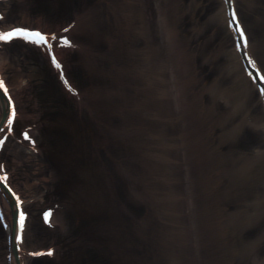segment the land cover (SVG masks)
<instances>
[{"label": "rangeland", "instance_id": "374dc122", "mask_svg": "<svg viewBox=\"0 0 264 264\" xmlns=\"http://www.w3.org/2000/svg\"><path fill=\"white\" fill-rule=\"evenodd\" d=\"M57 1H62V6ZM75 1L12 0L8 8L6 4H0V9L13 24L40 23L39 26L44 25L48 30H59L74 16L77 24L81 17V20H85L82 27L73 32L80 35L81 40L88 38L87 42L90 43L86 44L82 40L86 44L83 48L75 47L73 55L63 57L65 61L70 60L67 73L82 94L78 100L86 102L83 107L67 95L63 97L57 93L62 90L69 94L63 89L57 72L46 69L40 75V70H35V66L27 59H22L21 64H18L23 66V73L29 71L32 80L36 76L48 79L46 84H41L46 87V92L51 93L52 102L54 98H59L66 105L70 102L78 110L82 108L87 111L86 114L94 113L97 116L92 117L95 123L85 125L89 133L85 140L92 141L91 144H83L87 151L85 161L81 159L80 162L86 164L81 166L77 158L70 159L71 163H77L75 169L78 165L84 178V184L81 183L83 187H77L80 191L75 194L77 199L72 198L71 191L66 201H58L55 190L59 188L60 191L62 186L67 185L73 187L76 179L70 180L64 171L58 174L59 183L55 181L56 172L52 178H43L47 174L44 168H36V164H40L39 161L35 162L37 155L31 158L27 156L28 164L23 163L21 172H17L21 174L13 176L21 190L27 187L29 191L38 193V187L45 188L49 199L59 203L57 210L60 213L56 216L58 223L52 235L59 233L65 239L59 245L56 244L54 260L40 261L38 264H264V216H256L257 210L264 213V208H260L264 206V142H260L263 143V147H260L257 144L258 136L253 132L255 125L264 120V115L259 110L256 91L248 100V87L235 81L238 75L232 70L233 56L225 61L226 65L221 63L218 66L217 61L221 59L222 62L226 53L225 31L221 29L226 26L220 23L221 18L214 16L218 10L223 16L220 0L217 3L216 0H207V3L204 2L206 6L202 0H145V3L142 0H127L133 1L135 5L134 31L143 33L133 37L132 41L129 40L131 33L127 31L125 22H120L117 15L111 21L101 17L87 22L85 10L88 9L89 13H93L92 8L97 9L94 12L101 10L99 6L102 5L98 4L97 8L94 4L99 3V0ZM127 1L105 0L107 5L105 8L102 6V11L108 13V10L118 9L120 3H123L124 8L126 3L129 4ZM239 1L240 4L249 2ZM259 4L260 1L256 4L258 12L261 8ZM12 7L15 8L14 12L11 11ZM165 13L167 19H171L170 25H164L162 14ZM259 15L257 20L253 18L254 26L260 24L264 27V21L259 20L263 19V15ZM144 16L146 22L142 20ZM245 21L250 27L246 16ZM144 22L148 27L143 31L142 28L138 30ZM181 25L186 30L180 29ZM174 26L180 31H188L187 36L174 37ZM216 28L223 40L221 46L224 50L219 53L223 57L215 53L218 42L211 41L213 37H208L209 40L205 37L206 33L209 35ZM83 31L87 33L86 36L82 35ZM261 35L256 37L257 41L253 40L259 45L261 43L256 53L264 65V55L260 54L264 46V36ZM104 41L110 46L109 54L102 51L105 48ZM194 41L196 48L192 44ZM15 46L16 43L8 52L18 49V53H25ZM229 48L231 51L233 46ZM149 56L152 61L148 62L146 75L145 69L143 72L140 69L145 63L144 59L148 60ZM103 59L109 63L102 62ZM89 63L90 66L99 65L100 71H103L101 73L105 74V81L102 78L104 74L95 75V69ZM154 64L160 67L158 71ZM204 67H212L209 74L204 71ZM160 69L166 73L164 81L153 79V84H150L148 80L153 75L159 76ZM217 75H221L222 79ZM11 76L16 84L19 75ZM185 76L189 82L194 79L187 83ZM227 90L228 94L234 96L232 104L225 101ZM107 97L110 105L107 104ZM170 98L173 102L179 101L180 108L170 107ZM238 98L241 101L244 98V101L239 104L236 101ZM128 99L131 103L126 105ZM34 100L37 101L38 96H34ZM251 104L255 105L253 110L259 114L258 121H243V130L238 128L231 132L230 126L237 120L233 117L234 113H239L240 119ZM200 109L204 118L199 115ZM130 128L134 130V137L128 134ZM257 132L262 134L261 130L257 129ZM238 137H242V145H236ZM42 147L44 149L45 144ZM132 156L137 158L133 159ZM138 156L141 157L139 160ZM15 166L18 167V164L15 163ZM131 175H134V180ZM180 176L188 177L193 185L186 189L185 185L188 184L180 181ZM197 179L199 181L194 182ZM198 182L203 188L202 193L197 195L194 193V183ZM125 186L135 190L136 196L130 193L132 190L125 193ZM103 187L110 188L108 196ZM188 192L189 195L186 194ZM123 198H127L129 203L133 202L136 210L131 208L130 211L125 203H121ZM259 200L262 202L259 203ZM44 201L47 200L39 198L29 202L28 206L41 210L43 207L40 205ZM78 201L83 202L82 208L88 213L76 214L72 218V205ZM109 201L114 208L112 226L106 222L110 221L109 218H95L89 213V209L96 205H101L98 214L99 211L108 212L105 202ZM141 207H144L143 211ZM252 214L253 218H250ZM159 226H162V230L156 234V227ZM35 227L34 232L37 231ZM29 230L32 231L30 227ZM36 239V245L51 243L45 236L42 243H38L40 240L35 236L32 240ZM139 239L143 244L141 247ZM134 240L136 247L132 248ZM123 242L128 245H122Z\"/></svg>", "mask_w": 264, "mask_h": 264}, {"label": "bare ground", "instance_id": "6f19581e", "mask_svg": "<svg viewBox=\"0 0 264 264\" xmlns=\"http://www.w3.org/2000/svg\"><path fill=\"white\" fill-rule=\"evenodd\" d=\"M11 1L12 0H5V1L0 0V4H6V6L8 8L10 6ZM71 1H72V3L77 2L75 0H71ZM121 1H123V0H121ZM142 1H143V3L146 2L145 0H142ZM258 1H260L259 5L261 6V8L259 9L260 12H258L257 5H256V4H258ZM57 2H58L57 4L61 5L60 3L62 1H57ZM127 2H129V4L126 3L125 4L126 6L124 8H123V6H124L123 3H120L118 6V9H115L113 11L108 10L107 11L108 13H104V11H102V8H103L102 6H104V8H105L107 3L105 2V0H99V3L97 2V4L96 3H94V4L97 8L99 5H102V6H99V7H101V10H99L98 12H94V11H97V9L92 8L93 13H89L88 9L85 10L86 11V18L88 15L87 22L91 23L92 21H95L96 19H99L101 17L107 19L108 21H111L117 15V16H119L120 22H122V21L125 22V24H126L125 26L127 28V31L129 33H131L130 34L131 37L129 40L132 41L133 37L141 36V34H143V33H140L139 31H138V33H136L134 31L135 30V24H134L135 21L133 20L134 19V13H133L134 7L133 6H135V5H134L133 1L132 2L127 1ZM204 2L207 3V0H202L203 5H205ZM239 2H240L239 0H220V7H221V10L223 11V16L221 14H219L220 10H218L217 15H215V12H214V16L216 18H218V17L221 18V19H219L220 23H223L226 26V27H221V29H224V31H225V34H224L225 42L224 43H226V48H225L226 51H224V52H226V53L224 55L225 56L223 59L224 61L222 60V62H221V59H220L219 60L220 62L217 61V63L219 64L218 66H220L221 63L226 65L227 62H225V61L230 59L231 55L233 56L232 70L235 71V73L238 75V76H236L235 81L238 82L239 84L243 83L245 85V87H248L247 88L248 96L246 97L248 100H250V98L252 96H254L253 94L256 91L257 96H258L257 97V100H258L257 103L258 104L260 103L259 110L261 112H263V115H264V87L261 91L259 89V83L260 82L262 83L263 80L261 79V81L259 82L257 78H255L257 80H254V78L252 77V75H253L252 72H253V69L255 68L256 71H258V74L262 73V76L264 78V65L261 62L260 57L256 53L257 52L256 50L258 48L257 46L259 44L255 43V41H257L256 37H258L261 34H262L261 35L262 37L264 36V27L261 26L260 24H257V27L254 26V21H253L254 17L256 18V20H257V18H259V16H260L259 14L263 15V19H259L260 22L264 21V8L262 5L264 3H263V1L261 2V0H249V2L243 1L244 4H240ZM216 3H217V0H216ZM11 9H13L11 11L14 12L15 8L12 7ZM233 10H234V14H233ZM66 11H67V9H65V12ZM215 11L217 12L216 9H215ZM256 11H257V13H256ZM12 12H11V14H13ZM117 12H118V14H117ZM82 13H84V11ZM243 13H244V15H243ZM0 14L3 15V16L0 15V30H3L5 32L8 30H13L14 28H17V27L24 26V25H25V27L32 29V30H37L36 28L40 29L39 28L40 23H37V25H32V24H30L31 22L30 23L29 22H27V23L26 22H24V23H22V22L21 23L20 22L15 23L14 22V24H13L10 21V19L7 17V15L6 14L4 15V11L2 9H0ZM106 14H109V16L108 15L106 16ZM162 15H163V20H164V25H166V24L170 25L169 20H171V19L170 18L167 19L168 17L166 15V13L162 14ZM245 16L248 19V23H249L250 27H248V25L246 24ZM26 17H28V15H26ZM74 17L72 19L68 20L66 24H63V26L59 30H55V33H54L53 29L52 30L45 29L44 27H46V26L43 25L41 28L43 30H48L45 32V34H47L49 36V42L47 44H44V45L30 42L27 39L22 38V37L16 38V39L12 40L11 42H5V41L0 40V73L3 74V79L6 82L7 87H8V91H5L3 86L0 85V142H2V144H0V256L2 257L0 259V264H38L40 261H42L38 258L39 256L37 253H38V250H41V249L43 250V248H44L43 246H47V245L45 244V245L40 246L37 244L38 245L37 246L35 244L37 239L35 241L32 240L34 238V236L37 237L38 240H40V241H38V243H42V240H43L42 238L45 236L51 242L49 245L53 244L54 247L56 246V244L63 242V240L65 239L64 238L65 236L63 237L59 233H54V235H52V233L55 230L54 229L55 224L58 223L57 222L58 219H56V216L57 215L59 216V213H60V211H58L57 209L55 212H53L52 209H53L54 205L53 206L52 205L47 206L46 202H45V206H47L45 209L47 211H46V214H44V216H42L41 212L37 211L36 208L34 209L33 206H31L32 208L28 206V202L36 201V199H39V198H41L42 200L47 199V197H48L47 190H44L45 188L42 189L41 187H38L39 188L38 193L34 192V191L33 192L29 191L27 189V187L25 189L21 190V188H19L20 186L18 187L17 183H15V180H13V176H15L17 174H18L17 176H19L21 174L20 169L22 168L21 167L22 164L23 163L25 165L28 164L27 163L28 160L26 158L27 156L30 155V158H31V156H33L35 153H39L37 155V158L38 159L40 158V160H38L36 158L37 160H35V162H37V163H38V161L40 162V164L39 163L36 164L37 169L38 168H44L45 169L44 171L46 172L47 175H45L43 178H47V179L52 178V174H54V172H56L57 173L56 179H57V177L58 178L60 177L61 172L64 171V175H66L70 180L76 179V181H77L76 183H79V185L76 184L77 186H75V187H72V185L69 187V185H67L68 188L66 189V190L72 189V191H73L72 192V196H73L72 198L73 199L74 198L77 199V196H75V194L80 192L78 189H77L78 190L77 191L74 188H77V187L81 188V187H83L82 184H84V178H82V170L81 169L79 170L78 165H77V168L74 169L76 173L72 172L73 170H71V169H73L77 163H74V162L71 163V160L72 159L74 160L75 158H77V160L80 162L81 156L84 155L87 151V150H85L86 146L84 145V147H83V144H88V143L91 144L92 143V141H90V140H88V141L85 140L89 136V133H88L85 125L89 126L91 123H95V121L93 120L92 117H95L96 114H94V113H92V114L87 113L86 114L87 111L82 110V108H80V110H78V107L71 105L70 102H67V105L69 106L70 112L67 110L61 111L62 108L63 107L65 108L67 105L65 104V106H64V103L59 98L57 101H55L53 103L51 101V99H52V97L50 96L51 93L46 92L47 91L46 87L42 86V84H41V83L44 84L48 79L43 78L42 76L41 77L36 76L32 80L29 71L25 70L24 71L25 73H23V71H22L23 66L18 65V64H21L22 59H24V60L27 59V60L31 61V63L35 66V68H34L35 70L36 69L40 70V72H39L40 75H41V72L46 70V69L48 71L49 70L52 72L54 71L55 73L58 72L57 71L58 69L61 73H63L66 70V72L62 75L63 77L60 78L59 81H60V83H63V86H62L63 89H64V86L66 87V85H69L70 82L65 75H67L69 77V79L71 80L69 74L67 73L68 62L70 60L65 61L63 59L64 55H66L67 57L71 56V55H73L72 51H74L75 47L79 46V47L83 48L87 43L90 44L89 42H87L88 38L82 39L86 42V44H84L82 42V40L80 39L81 38L80 35H76L75 32H73V30L77 29V28H78L77 31L80 30V28L82 27V23H84V21H85V20L83 21V19L81 20V17H79L78 21H77V24H78L77 25V24H75L76 19ZM110 17H111V19H110ZM237 17H238V20H237ZM142 20L145 21V16L142 18ZM24 21H25V19H24ZM48 22L51 24L53 23L51 21H48ZM145 22H144V24H141V27L138 28V30H141V28H142V31H143L145 27H148V25L145 24ZM263 24H264V22L262 23V25ZM240 25H242L244 27V33L245 34L243 32H241V30H240L241 26ZM211 26L212 25H210V27ZM183 27H185V26L183 25ZM183 27L181 25L180 29H182V30L185 29ZM180 29H178L177 26L175 28H173L172 33H173L174 37L187 36L188 31L183 32L182 30L180 31ZM210 30H211V28H210ZM81 33L83 36L87 35V33H85L84 31ZM206 34H205V37H207V40H209L210 37H213V40H211V41L218 42V44L215 45L216 46L215 48L217 49L215 51V53H218V55H219L220 52H223L224 48L221 46V41L223 42V40H221L222 36L219 33V29H218V32H217V28H216V29L212 30L211 33H209V35H206ZM239 34H241V35H239ZM245 35L247 36V43H245ZM65 37L67 38L68 41H71V43H67L65 41ZM109 38H110V36H109ZM143 38H144V36H143ZM253 39H255V41ZM110 40H112V38ZM15 43L17 44V46H15V47H19V49L21 48V50L25 53H18V51H17L18 49H16V50L13 49V52H8L12 48V46L15 45ZM195 43H196L195 41H194V43H192V44H194L193 47L197 46ZM103 45L105 46V48L103 47V50H102L103 53L109 54L110 46L108 47V43H106L105 41H104ZM260 45H261V43H260ZM229 46L230 47L233 46V48L231 50L232 52L229 51L230 50ZM21 50H19V51H21ZM30 50H32L33 52H30ZM53 52L55 53V58H53V55H52ZM196 54L199 55L198 52H196ZM260 54H261V56L264 55V46H263V51ZM219 56L223 57L222 54H220ZM234 57H235V59H234ZM43 59H44L43 62H44L45 68H44V65L42 64ZM57 59L59 60L60 64L63 65L62 68L57 66V63H56ZM74 59L76 60V58H74ZM144 60H145V63H143L142 69H140V70L143 72V70L145 69L144 72L146 73V75H148V73H147L148 72L147 68H148V64H149L148 62H149V60L152 61V58L149 56L148 60H146V59H144ZM102 62L109 63L108 61H106V59H103ZM88 65L90 66L91 64L89 63ZM154 66H155V69H157L156 71H158L160 67H157L156 64H154ZM90 67L95 69V72H96L95 75L104 74V73H101L103 71H100L101 69H100L99 65H94V66H90ZM192 67H194V65ZM211 69H212V67L211 68L204 67V71L208 74L210 73ZM162 70L160 69V71H161L160 75L161 76L159 75L156 77L153 75L151 77L152 79L150 78L148 80V82L150 84H153L154 80H157V81L162 80V82H163L165 79L166 73ZM10 74L11 75L12 74L19 75V79H18L16 84L13 83V81H16V80L13 79V76H11ZM102 78H103V81H105V74ZM218 78L222 79V76L220 75V76H218ZM186 79H187V83H190V82H192V80L194 78H192L190 82H189L188 77H186ZM36 84H38L39 86ZM70 85H72V84H70ZM233 87H235V86H233ZM231 89H232V87H231ZM231 89H229V90L231 91ZM65 92H68L69 94L63 93L62 90L57 91V93L63 95V97L67 95L68 97H70L72 99V101H76L77 103L79 102L78 104L80 107H83L86 105V102L84 103L83 100H78V98L81 97L82 94H81V92H79V90H77L76 87L72 88V92L69 89L66 90ZM227 92H228V90L225 92V94H227V95H225V98H227V100H225V101L228 104H232V102L234 101L233 100L234 96H233V94H230V93L228 94ZM234 93H235V90H234ZM19 94H21V95H19ZM251 94H252V96H251ZM243 95H244V93H243ZM34 96H36V98L38 96L37 101L34 100ZM74 98L75 99L77 98V99L75 100ZM164 98L166 99L167 97H164ZM106 100L108 101L107 104L110 105L109 97H107ZM236 101H237V103H239V102L242 103V101H244V98L242 99V101L240 98H238ZM13 102L15 104V110L17 113V118L14 122L12 121V118H11V114L13 111ZM44 103H45V105H43ZM130 103H131V101L128 99L126 101V105H129ZM168 104H170L169 106L172 108H177L178 106L180 108L179 101L173 102L171 98H170V102ZM254 106L255 105H253V104L249 105L247 107L248 112L244 111L242 114V117L240 119H239V113H234L233 117L237 118V120H234L232 122V125L230 126L231 132L237 131L238 128H239V130H243V126H242L243 121H245L243 123H247V121L249 119H250V121H254V122L258 121L257 118L259 117V114H257L255 112V110H253L255 108ZM130 107H131V105H130ZM185 110L186 109H184V112H185ZM196 110L199 111V109H197V108H196ZM184 112L182 114H184ZM254 112L256 113V115H254L255 114ZM54 113H56V114L59 113V114L56 116L55 115L53 116L54 120L49 119L52 126L49 125V130L45 132L43 129V128H45L44 127L45 123H43V118H44V116L48 117L49 115H52ZM199 115H201V117L204 118V113L201 109H200ZM185 116H186V118H190L188 115H185ZM95 118H97V116ZM21 119L23 121H21ZM23 123L28 124V126L30 127L29 131ZM259 124L257 123V125H255L256 127H255L253 132L255 133L256 136H258V143L257 144L261 145L260 147H263V143H260V142H264V120L261 121ZM257 129H258V131L261 130L262 134L258 133ZM128 134H131V135H133L131 137H134L133 128H130ZM80 135L82 136L83 140L80 138ZM18 137H19V139L16 140ZM29 137H31V139H29ZM75 137L77 139H75ZM262 139H263V141H262ZM242 140H243L242 137H238L237 140H235L236 145H239V144L242 145V143H243ZM65 141L67 142V145H63L65 143ZM49 142H50V144H49ZM44 144L48 150L45 149V147L43 149L42 146H44ZM258 145H256V147ZM74 146H76V148ZM64 148H65V150H64ZM242 151H243V149L241 150V152ZM43 153H44V155H43ZM129 153L133 154V151H130ZM250 154H253V153H250ZM255 155H257V154H255ZM255 155H254V159L257 160ZM132 157H134L133 159L137 158V157L135 158V156H132ZM140 158L141 157L138 156L137 160H139ZM168 160H169V162L172 161L171 158ZM81 161L83 162V160H81ZM15 163L18 164V167L15 166ZM148 164L150 165L149 162H148ZM80 165L84 166V163L80 162ZM131 167H132L131 169L133 170L134 167L133 166H131ZM18 171H20V172L17 173ZM58 174H60V175H58ZM4 176H7V178H8L7 182H5ZM131 176H132V179L134 180L135 179L133 177L134 175H131ZM53 177H55V175ZM61 178H62V176H61ZM61 178H60V180H61ZM179 178H180V181H183V183L188 184V185H185L186 189H189L190 185H193L192 182H189L188 177L184 178V177L180 176ZM43 180H45V179H43ZM55 181H57V183H59L58 179ZM130 181L132 183V180H130ZM184 181H187V182H184ZM197 181H199V179L194 180V182H197ZM134 183L135 182H133V184ZM6 186H8V188ZM129 186H131V188H133L132 184H130ZM129 186H125L126 187L124 189L125 193L128 190H130L128 188ZM103 188L105 189L106 187H103ZM202 188H203V186L201 184H199V182L197 184L194 183V193L195 194L198 195V193H202ZM42 190H44V192ZM192 190H193V186H192ZM110 192H111L110 188H106L105 193L107 196L110 194ZM130 193H132V195L136 196L135 190H132V192H130ZM189 193L190 192H188L186 194L189 195ZM132 195H131V197H133ZM34 196H35V198H34ZM184 198L187 199L186 196H184ZM92 202H93V204H96L94 202V200H92ZM122 202L125 203L124 204L125 206L127 205L130 208V211H131V208H133V210H136V207L133 205V202L129 203L127 198H125V199L123 198V200L121 199V203ZM260 202H262V201L259 200V203ZM82 203L80 201H78V202L74 203V205H72V208L74 209L71 212L73 214L72 218L76 217L75 216L76 214L82 215L84 213H88L85 210H83V208H82L83 204ZM99 203H101V202H99ZM105 203H106L105 204L106 207L108 208V212H107V210H104L103 213H101L99 211V214H98L97 210L101 207V205H96L92 208H90L91 206H88L90 208L89 213H91V216H94L95 218H100V219L102 217L109 218L110 221H106V222L112 226V222H113L112 219L114 220V216H113L114 215V213H113L114 208H112L113 205L111 204L110 201L105 202ZM176 203H177V201H176ZM179 203H180V201H179ZM153 204L155 205V201L153 202ZM42 205H43V203L40 206L43 207L44 205L43 206ZM179 207H181V205H179ZM141 208L143 211L144 207H141ZM260 208H264V206L263 207L260 206ZM91 209H94V210H91ZM247 210H249V209H247ZM36 211H37V214H34ZM81 211H82V213H81ZM49 213L51 215H49ZM47 215H48V217H47ZM257 215L264 216V213L262 210L261 211L257 210L256 216ZM250 218H253V214L250 216ZM172 221H175V220L172 218ZM22 222H23V237H24L23 240H21V238H20ZM84 222H85V220H84ZM164 224L167 225L166 221L164 222ZM162 226L156 227V229H157L155 232L156 234L162 230ZM29 227L31 228L32 231H30V230L27 231L29 229ZM34 227L36 228V230L38 232L37 231L34 232V230H33ZM58 228H56V229H58ZM234 229L235 228L232 229V232L234 231ZM243 231H244V229H243ZM37 233H39L38 236H37ZM29 234H30V236H29ZM232 234H234V233H232ZM151 239H152V237H151ZM139 240H140L139 246L141 247L143 244L141 243L142 242L141 239H139ZM119 242L121 244V240H119ZM135 242L136 241L134 240L132 245H131L132 248H133V246L136 247ZM122 245H128V244L123 242ZM125 247L127 248L128 246H125ZM56 252H57V249H55L54 254L51 256V257H53L52 259H55V256L57 254Z\"/></svg>", "mask_w": 264, "mask_h": 264}, {"label": "snow or ice", "instance_id": "6c2138e0", "mask_svg": "<svg viewBox=\"0 0 264 264\" xmlns=\"http://www.w3.org/2000/svg\"><path fill=\"white\" fill-rule=\"evenodd\" d=\"M233 14H234V10H233ZM0 15H2V14H0ZM237 20H238V17H237ZM240 30H241V32L244 31L242 26H241ZM21 37L27 39L30 42L38 43L41 45L47 44L49 42V36L40 30H32V29H29L26 27H17L15 29L7 31V32L0 30V40H2V41L11 42L12 40H14L16 38H21ZM65 41L67 43H71V41H68L66 37H65ZM245 43H247V36L246 35H245ZM52 55H53V58H55L54 52L52 53ZM56 63H57V66H59L61 68L63 67V65L60 64L58 59L56 60ZM0 85L3 86L5 91H8V87H7L6 82L3 79L2 73H0ZM11 118H12L13 122L17 118V113L15 110L14 102H13V111L11 114ZM29 139H31V137H29ZM0 144H2V142H0ZM7 179H8L7 176H4L5 182H7ZM49 215H51V214L49 213ZM20 238H21V240H23V238H24L23 237V222L21 225V236H20Z\"/></svg>", "mask_w": 264, "mask_h": 264}]
</instances>
